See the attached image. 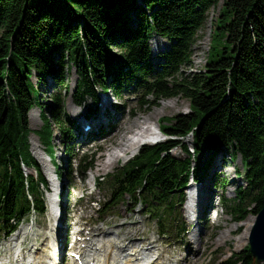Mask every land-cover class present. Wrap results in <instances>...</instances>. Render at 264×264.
<instances>
[{"label":"trees","instance_id":"obj_1","mask_svg":"<svg viewBox=\"0 0 264 264\" xmlns=\"http://www.w3.org/2000/svg\"><path fill=\"white\" fill-rule=\"evenodd\" d=\"M218 1L0 0V232L10 233L33 210L46 211L42 187L48 188V181L31 152V133L54 161V124L64 133L65 151L74 150L69 144L72 121L57 106L47 110L32 80L36 75L42 82L49 74L60 82L64 63L77 71L78 105L88 97L97 100V87L118 96L126 89L153 97L143 99L142 106L177 96L190 104L188 113L162 118L164 141L144 144L125 165L98 179L101 184L108 178L110 184L104 213L130 197L165 227L176 200L183 201L195 173L193 153L203 144L241 155L248 187L224 204L242 214L250 200L255 207L249 212L259 213L264 194V0H225L205 70L180 71L191 63L197 31ZM155 36L170 45L153 63L150 40ZM53 98L58 102V93ZM34 107L43 121L39 129L29 122ZM178 147L188 156L172 154ZM78 156L76 172L83 175L93 167L94 154L83 151ZM54 163L62 175V167ZM25 167L36 174H26ZM254 184L257 195L249 197ZM245 252L253 264L249 246ZM237 254L233 251L218 264H244Z\"/></svg>","mask_w":264,"mask_h":264},{"label":"rangeland","instance_id":"obj_2","mask_svg":"<svg viewBox=\"0 0 264 264\" xmlns=\"http://www.w3.org/2000/svg\"><path fill=\"white\" fill-rule=\"evenodd\" d=\"M224 1L225 0H219L217 5L212 6L207 10L204 26L197 31L196 40L191 49V63L182 65L180 67V71L190 74L205 70L212 46L215 22L220 16ZM150 44L152 62L155 63L158 60L159 53L167 50L170 42L167 39L155 36L150 40ZM59 69L62 74L60 82H57L56 79H54V76L49 74L46 75L42 82H38L36 75H34L32 80L39 88L40 99L45 104L49 112L57 106L60 114L66 115L68 119L76 122L79 116L87 112L89 108L93 107L95 101L93 98L88 97L83 101L82 106L76 105L74 103V94L77 88V71L75 67H68L66 63H64ZM98 89L99 88L97 87V91ZM108 92L110 93L109 96L111 100L115 105L120 106L119 108L121 111L116 114L114 129L109 133V136L107 135V139H98L95 142L89 140L90 135L85 132L84 128L89 125L93 127V125H91L88 120H83L79 129L80 135L83 138H79L77 140L76 146L75 142H69V144L75 146V148H73L75 150H72V153H69L68 151H65L64 133H62L59 127L54 124L53 146L56 151V155L54 157L56 159V163H58L62 167L61 170L64 171L62 176L63 180H65L64 184H62L59 189L61 193L58 197L54 195V191L58 192V187L62 181L61 175H58L59 177L56 175L57 170L53 165V162L55 161L51 160V158L45 153V146L42 144L38 136L31 133V152L40 164L48 181V188L42 187L44 190L47 211L43 215L33 214L32 216H29L21 222L16 231L7 237L3 236V232L0 233V259L6 260L8 256L11 261L13 257L19 259L20 257L15 256V252L20 249L22 250L21 252L27 256L26 262H29L28 260H30V256L32 258V256L35 255L34 251L40 249L38 253H41L43 259H46L49 264L51 260L49 257L51 252V248L49 247V232L52 230L51 225H54L53 218L50 214V204H52L51 198H53V200L54 198H59L61 201L60 205L66 208L69 215L71 214V222H73L76 217L80 216L82 219L84 218L85 221L87 220L93 225L92 229L97 227L104 229L107 228L108 230L114 229L118 225L125 224L123 225V231L125 230L126 232L124 236L127 238L130 237L129 239L133 237L141 238L142 240L143 238L149 240L157 239L162 250H164V257H167L163 258L164 263H169L171 260L175 262L178 258L187 256L189 259L191 257L197 259L193 262H182L181 264H218L222 260L229 258L231 253L235 251L236 253L239 252L237 257H240L244 264H248L249 260L245 257V250L249 246L252 228L249 231L248 240L244 239L242 237L245 225L242 223H250L251 221L253 227L256 215L255 213L249 211L255 207V204L250 200L246 201L244 203L245 206L248 205L250 208L247 207L245 209L244 207L242 214H236L229 211L224 204V202L235 198L237 190L248 187V181L244 177L246 171L245 163L243 162L241 155H235L233 157L232 151L229 149H216L203 144L198 153H193V165L195 167L194 176L199 178L196 180V177H194L196 181L203 180L204 176L209 171L211 162L214 160L216 161L219 152H222L223 154L222 164L216 167L218 171L221 170L222 174L216 177L217 192L213 196L214 206L218 207L219 216L214 217V212V214L210 216V221L204 223L205 231H203L202 234L201 245V241L199 242V250L201 252L199 255H197V252L186 251V245L178 243L182 238L189 239L190 235H187L186 232L183 234L180 232L182 223H185L186 227L191 224L189 219L185 218V215L186 217L188 216V214H186L185 203L189 200L190 194L188 193L191 190V187L189 186H191L192 181H194V179H192L193 177L189 178V185H187L183 191V201L176 200L172 216L173 218L170 219L169 223H165V227H159L157 222L151 220L150 217L146 215L145 205L137 203L136 200H133L130 197H127L125 201H121L119 204H116L112 210H108L105 213L103 212L102 204L110 199L111 190L109 189L110 184L108 178H106L101 184H99L98 178L105 175L107 176L115 171L117 167L125 165L130 159L140 152L142 146L144 145L141 144L136 153L129 151L122 154L121 157L115 159L108 167L104 168L103 164H105L107 159V153L116 147L114 137L118 135V130L127 123L129 124L138 118L140 119L145 117L149 119L148 124L151 128L155 129L158 133V131H160L159 125L163 117L176 116L190 111L189 101L182 96L164 98L157 100L156 104L150 106L143 104L142 106L141 101L143 99L150 100L153 97H144L141 93L133 94L126 89H124L119 96L115 95L111 89H108ZM55 93H58V102L53 98ZM28 117L32 129H39L42 126L43 121L38 107L31 109ZM101 129L103 130V128ZM158 135V137H161L162 140L167 138L163 133L162 135L158 133ZM104 139L105 141H103ZM186 141L191 147L190 149L193 151V138L188 137ZM81 151L94 154L93 167L83 175L73 173L74 166L76 164V159L73 157H77ZM171 152L180 158L188 156L180 147L173 149ZM69 158L71 161L67 164ZM214 166L215 164L213 167ZM213 170L214 169H211V171ZM25 172L26 174H36L35 171L26 167ZM234 175L239 180L234 185L229 184ZM210 176L211 175L209 173L207 177ZM51 188H54V190ZM257 192L258 185L254 184L251 186L250 190H248V195L249 197H254L257 195ZM216 195H219V198H217ZM242 216L245 218L241 219L240 217ZM166 228L168 231L165 230ZM230 229H232L231 233L229 232ZM71 230H73V228H71ZM127 230L129 232H127ZM92 233H94V230H92ZM16 237H18L17 240H15ZM74 237L77 238V234L74 235ZM80 244L82 245L83 243L79 242V245ZM144 245H147V242L146 244L144 243ZM2 260H0V262H2ZM65 264L71 263L67 261ZM253 264H256L254 260Z\"/></svg>","mask_w":264,"mask_h":264},{"label":"bare ground","instance_id":"obj_3","mask_svg":"<svg viewBox=\"0 0 264 264\" xmlns=\"http://www.w3.org/2000/svg\"><path fill=\"white\" fill-rule=\"evenodd\" d=\"M97 92L99 98L97 100H94L95 102L93 107L89 108L87 112L79 116L76 122L72 120L73 132L77 137L76 140H78L79 138H83L78 130L83 120H88L91 125H93V127L95 128H103L104 133L101 134L100 139H107L109 133L114 129V121L116 114L121 111V109L119 108L120 106L114 104V102L109 96L110 93L108 91L104 92L100 87ZM82 105L83 104H81L80 106ZM148 121L149 119L145 117L140 119L138 118L129 124L127 123L125 126L121 127L118 130V135L114 137V140L116 141V147L107 153V159L105 161V164H103L104 168L108 167L112 163V161L118 159L119 157H121L122 154L126 152L130 151L136 153L141 144L146 142L154 143L155 141L160 140L158 139L159 131L157 133L155 129H152L151 126L148 124ZM103 141H105V139ZM218 154L219 155L216 161L214 160L211 162L209 166V171L204 176L203 180H194L191 183V190L189 191V200L186 202L185 205L186 214H188L187 217L185 215V218H188L191 223H194L196 221L197 229L195 230L194 235L193 233H190L191 235H189V239H180V243L186 245L185 250L189 252H197V255L201 254L199 247L202 243L201 238L203 231H205L204 223L210 221V217L204 208L209 204L214 205L213 196L217 192L216 177L222 174L221 170L218 171L216 167L222 164L223 154L222 152H219ZM212 164H215V166L213 167ZM211 169L214 170L211 171ZM209 173L211 176L207 177ZM238 180L239 179H237L234 175V177H232V179L230 180L229 184L234 185ZM59 189L60 186L58 187V192L54 191V195H60L61 191ZM51 201L53 207L52 212L49 213L51 214L52 218H55V207L59 206L61 201L59 198H54V200L53 198H51ZM242 224L245 225L242 238L248 240L249 231L252 228V223L250 221V223L243 222ZM123 225L125 224L118 225L116 226V228L111 230L104 228L94 229L95 232L92 235V238L87 241H83L85 242V246L80 247V260H75L74 264H181L182 262H193L197 259L194 257H191L189 259V257L185 256L183 258H178V260L175 262H172L171 260V262L169 263H164L163 258L167 257H164V250H161L157 239L149 240L143 238L142 240L141 238L134 237L129 239L130 237L127 238L126 236H124L126 232L125 230L123 231ZM51 229L52 230H50L49 232V247L51 248V252L49 255H51L50 259L54 263L55 259L58 257V248L60 243L58 242L57 248L55 246L54 238L56 237V240H58V236L60 234V226L56 228L55 225H51ZM231 231L232 229L229 230L230 233ZM127 232L129 231L127 230ZM17 238L18 237H16L15 240H17ZM146 241L147 245H144V243L146 244ZM39 250L34 251L35 255L32 258L30 256V264H48L47 260L43 259V257L41 256L42 254L38 253ZM20 256L21 252L18 254V257Z\"/></svg>","mask_w":264,"mask_h":264},{"label":"water","instance_id":"obj_4","mask_svg":"<svg viewBox=\"0 0 264 264\" xmlns=\"http://www.w3.org/2000/svg\"><path fill=\"white\" fill-rule=\"evenodd\" d=\"M249 248L253 260L257 264H264V194L262 207L256 215V220L251 230Z\"/></svg>","mask_w":264,"mask_h":264}]
</instances>
